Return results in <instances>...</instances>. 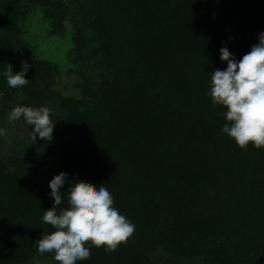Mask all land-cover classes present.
Wrapping results in <instances>:
<instances>
[{
  "label": "trees",
  "instance_id": "1",
  "mask_svg": "<svg viewBox=\"0 0 264 264\" xmlns=\"http://www.w3.org/2000/svg\"><path fill=\"white\" fill-rule=\"evenodd\" d=\"M6 1L0 0L1 28L8 36L0 39V70L11 64L13 72H19L25 59L9 52L20 47L14 38L18 39L16 24L25 12L17 0H8L7 6ZM91 1V8L84 11L92 15L88 26L98 46L90 54L96 56L100 49L98 65L104 69L96 74L97 91L82 90L84 97L92 96L91 106L75 99L62 105L69 132L45 143L46 152L57 158L54 176L67 173L62 193L80 180L104 184L111 193L124 189L131 199H118L115 207L125 209L129 220L135 217L140 223L145 216L152 224L159 215L166 217L165 223L159 222L169 226L161 235L164 242L179 249V255L199 254L200 231L220 222L221 213L246 208L249 224L264 211V148L250 144L241 149L222 133L226 109L214 106L207 94L211 73L227 67L220 49L227 47L238 61L258 43L264 33V0ZM86 48L79 33L75 51ZM27 62L31 65L27 72L34 75L50 71L41 62ZM8 98L4 93L2 102ZM109 169L126 174V183L117 179L115 185H106ZM54 176L37 181L22 167L4 173L0 165V236L5 234L7 246H14L12 254L1 248L0 264L32 255L37 251L35 241L54 231L42 219L43 211L54 205L49 187ZM67 206L65 194L58 211ZM242 229L249 231L248 226ZM243 240L250 243L252 238L247 234ZM217 249L210 256L220 264L264 262V253L235 256L230 249ZM128 250L129 245L125 249L121 244L117 256L105 252V258L135 264V251L131 263L116 259ZM91 251L97 252L94 247ZM105 254H92V261L83 264H102Z\"/></svg>",
  "mask_w": 264,
  "mask_h": 264
},
{
  "label": "rangeland",
  "instance_id": "2",
  "mask_svg": "<svg viewBox=\"0 0 264 264\" xmlns=\"http://www.w3.org/2000/svg\"><path fill=\"white\" fill-rule=\"evenodd\" d=\"M28 1H14L17 2V7L25 12V15L24 19H20L16 24L19 30L16 34L18 39H14L15 41L19 40L20 47L16 45L9 54L15 55L19 59H25V61L41 62L44 64L43 66H48L50 71L46 74L40 70L42 73L39 72L37 75H34L32 71L27 72L26 76H29V73L34 76V78L30 76V80L27 79L30 82L28 85L10 88L7 85V78L3 75L5 70H0V110L2 112L0 114V128L5 130V134L0 135V165L4 167V173L22 167V171L29 178L41 181L43 177L54 176L58 164L57 158L46 152L45 143L47 141L40 139L38 135L35 141L31 139L32 126L28 125L23 118L9 121L10 111L18 105L36 108L48 107L51 112V119L55 122L52 140L62 139L69 132L66 120L67 109L62 108L63 103L65 104L67 99H75L91 106L94 103L92 96L84 97L82 90L84 87H88L92 91H97L98 78L96 74H100L104 68L103 65L102 67L98 65L99 57H101L98 55L100 49L95 51L96 56L90 54L92 50H95L93 48L98 46L94 40V32L88 26L92 15L85 12L93 4L91 0H48L47 4L42 0H38L37 3H28ZM6 2L5 5L7 6L10 1L7 0ZM58 5H62V8L60 9ZM2 24L3 20L0 17V39L5 40L8 36L1 28ZM78 32L85 38L87 44V48L81 52L75 51ZM4 93L9 95L6 103L2 102ZM119 171L116 169L107 171L106 185L111 186L112 183L115 185L117 179L126 183L127 175H122L118 173ZM64 186L65 184L62 188ZM118 192V194L116 191L111 193L115 203L118 199L125 202L127 199H131L129 197L131 193L127 191L125 193L124 189L123 192L121 190ZM117 208L124 213L123 215H126L125 209ZM195 214L189 213L192 218L195 217ZM221 216L220 222L214 223L213 226L209 224L205 230L200 231L202 242L199 241L198 243V246L201 245L199 246L201 248L198 249L199 254L191 257L179 255V249L170 246L167 241L164 242L161 238L162 233L167 232L169 226L167 224L161 225L159 222L165 223L166 217L159 215L158 221H154L152 224L145 220V216L140 223L139 219L134 217L130 219L136 225L134 236L130 238L127 244H124L125 249L129 245V250L127 252L122 251L123 254H118L116 259H119L120 262L123 259L124 262L131 263L129 257L135 251L137 255L135 256V264H220V259H212L210 256L218 250L217 248L224 249V251L230 249L235 256L243 252L254 257L264 255H262L264 253V211L253 216L249 224L247 223L250 215L247 209L243 207L233 209L231 214L221 213ZM197 220L199 221V219ZM183 221L185 220L182 219ZM242 225L248 226L249 231L242 232ZM1 230L0 227V232ZM247 234L252 238L250 243L243 240ZM7 245L5 234H3L2 237L0 236V250L3 248V253L9 251L12 254L14 252L12 247L14 246ZM95 249L98 254L91 251V256L95 254L94 256L97 257V255H102V252L105 254L102 248ZM115 252L112 253L115 255ZM105 257L106 254L100 263L116 264L115 261L113 263L109 261L112 257L110 259ZM263 257L262 259H264ZM3 259L5 260L2 255ZM88 261H92L91 258ZM84 262L78 261L77 264ZM261 262L257 264H264ZM8 263L58 264L54 260L53 254L40 255L37 251H34L32 255H24L19 260L14 257ZM2 264L6 263L3 261Z\"/></svg>",
  "mask_w": 264,
  "mask_h": 264
},
{
  "label": "clouds",
  "instance_id": "3",
  "mask_svg": "<svg viewBox=\"0 0 264 264\" xmlns=\"http://www.w3.org/2000/svg\"><path fill=\"white\" fill-rule=\"evenodd\" d=\"M220 60L227 62L223 70L211 73L210 91L207 93L214 106L226 109V121L221 128L241 149L251 144L256 149L264 148V33L258 43L236 60L227 47L220 49ZM31 65L22 61V70L13 72L7 64L3 75L10 88H20L30 82L25 78ZM9 121L21 118L32 126L31 139L50 142L55 122L48 107L15 106L9 113ZM5 130L0 128V135ZM68 176L61 172L49 182L53 207L43 211V222L54 231L42 234L35 242L38 254H53L58 264H77L91 257V248H102L106 253L115 252L121 244H127L134 236L136 225L115 207L113 195L101 184L80 180L74 182L66 193L61 192ZM67 195L66 208L58 206ZM210 195L215 192L210 190Z\"/></svg>",
  "mask_w": 264,
  "mask_h": 264
}]
</instances>
